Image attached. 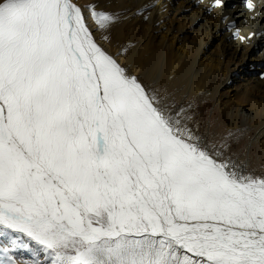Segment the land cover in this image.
Wrapping results in <instances>:
<instances>
[{"label": "snow or ice", "instance_id": "6c2138e0", "mask_svg": "<svg viewBox=\"0 0 264 264\" xmlns=\"http://www.w3.org/2000/svg\"><path fill=\"white\" fill-rule=\"evenodd\" d=\"M232 135L210 150L72 0H0V231L52 264H264V175L224 156Z\"/></svg>", "mask_w": 264, "mask_h": 264}, {"label": "bare ground", "instance_id": "6f19581e", "mask_svg": "<svg viewBox=\"0 0 264 264\" xmlns=\"http://www.w3.org/2000/svg\"><path fill=\"white\" fill-rule=\"evenodd\" d=\"M133 1L134 8L127 18L139 24L142 20L135 17L134 13L138 10L145 12L144 41L149 42L153 33L164 43L165 53L174 50V60L169 62L170 70L161 77L164 84L177 83L181 79L186 86L184 90L186 93H196L198 90L196 82L202 83L198 79L195 81L199 67L208 71L212 77H218L222 70L227 75L224 79L225 85L229 84V81H234L238 87L236 90L241 89L242 92L253 94L251 107H239V110L246 116L260 114L261 117L263 116L250 128H246V131L255 132L250 141L260 143L264 133V76L257 80L258 69L255 67L261 66L264 71V0H254L257 4L254 11L244 6L245 0H226L224 7H212L213 0H206L205 3H198V0H160L159 4L156 0ZM76 4L84 11L86 23L92 33H95V22L85 6L91 4V1L82 0ZM146 5L149 7L145 8ZM165 6L166 10L162 11ZM209 8L211 11L208 10ZM229 25L233 26L227 27ZM236 29H239L241 35L245 37L252 35L245 42H240L234 36ZM96 42L117 59L130 75L149 82L160 73L165 64L161 61L151 64L147 69L144 68L145 65L150 64L152 48L149 47H146L147 55L144 58H122L116 55L118 50L115 47L109 50L108 44L98 40ZM183 63H186L184 71H182ZM161 105L166 106L163 102ZM171 113L179 118L177 111ZM181 122L198 136L197 126L188 127L187 118ZM202 141L207 145L204 138ZM251 142L248 143L249 146ZM246 160L243 164L245 170L248 165Z\"/></svg>", "mask_w": 264, "mask_h": 264}, {"label": "rangeland", "instance_id": "374dc122", "mask_svg": "<svg viewBox=\"0 0 264 264\" xmlns=\"http://www.w3.org/2000/svg\"><path fill=\"white\" fill-rule=\"evenodd\" d=\"M72 1L78 3L82 0ZM89 1L95 4L98 10L111 13L116 17L106 29H98L95 23L96 32L92 34L96 40L108 44L109 50L115 47L118 50L116 55L122 58H144L147 55L146 47L152 48L150 64L144 66L146 69L151 64L165 62L160 73L150 82L138 78L142 85L157 94L158 102L166 104V106L161 105L162 107L169 109L170 112L177 111L181 120L187 118L188 127L197 126V135L204 138L212 151L219 148L221 140L228 132H232L233 135L227 141L228 147L224 149V156L236 160V163L241 165L247 159L245 161L248 163L246 172L264 175V133L260 138V143H254L250 140L255 132L246 131V128H250L263 116L261 117V114L246 116L239 110V107H251L253 94L242 92L241 89L236 90L238 87L234 81H229V84L225 85L224 79L227 75L222 70L218 77H212L201 67L197 69L199 71L195 75V81L198 79L202 82H196L198 87L196 93H186L184 91L186 86L181 79L177 83L164 84L161 77L170 70L169 62L174 60V50L165 53L164 43L159 36L153 33L150 35L149 42L144 41L143 38L146 36L145 12L142 10L134 13L135 17L142 20L137 24L127 18L134 8L133 0ZM185 64H182V71L185 69ZM255 68L258 69L257 80L262 79L264 76L262 67ZM181 109L184 111L181 112ZM249 142H251L250 146ZM48 251L50 250H46L43 245L26 233L11 229L0 231V261L13 260L14 264H52V257L48 255Z\"/></svg>", "mask_w": 264, "mask_h": 264}, {"label": "clouds", "instance_id": "9594fccd", "mask_svg": "<svg viewBox=\"0 0 264 264\" xmlns=\"http://www.w3.org/2000/svg\"><path fill=\"white\" fill-rule=\"evenodd\" d=\"M205 2H206V0H198V3H205ZM156 3L159 4V3H160V0H156ZM213 3H214V0H213ZM161 10H162V11L166 10V6H165V8H162ZM239 35H241V33L238 34L236 38H237L238 41L242 42V41L240 40V38H239Z\"/></svg>", "mask_w": 264, "mask_h": 264}]
</instances>
